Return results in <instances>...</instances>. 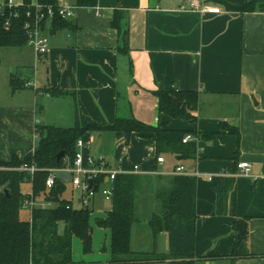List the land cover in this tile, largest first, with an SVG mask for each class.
I'll return each mask as SVG.
<instances>
[{
    "label": "crops",
    "instance_id": "0c3cea01",
    "mask_svg": "<svg viewBox=\"0 0 264 264\" xmlns=\"http://www.w3.org/2000/svg\"><path fill=\"white\" fill-rule=\"evenodd\" d=\"M7 1L0 0V5ZM65 1L75 7L72 29L51 33L46 23L47 55L37 56L33 73L18 66V74L0 87V162L10 163L13 156L32 158L39 126L72 128L79 122L82 128L97 127L100 130L81 138L85 153L106 158L116 169L138 166L144 173L136 175L137 221L131 233V262L124 264H264V0H246L258 2L256 10L246 13L227 11L222 4L239 0H98L92 8ZM207 7L218 12H202ZM116 11L122 14L121 29L113 27ZM65 33L69 38L64 39ZM26 81L33 86L23 88ZM160 89L198 93L195 121L159 115L155 92ZM130 117L150 126L160 121L167 129L193 136L189 143L195 145V157L159 151L154 135L134 133L127 140L122 132L102 130L117 118ZM223 123L238 128L239 137ZM243 162L252 166L253 177L238 175ZM179 166L200 175L195 253L185 260L171 256L168 234L152 228L163 212L159 195L172 191L174 178L189 177L173 175ZM221 176L233 178L234 184L220 204L213 186ZM66 187L65 198L74 209H82L81 190ZM97 199L88 207L91 219L98 203L111 207L94 221L113 209L112 201ZM31 217L30 211L21 210L22 220ZM242 218H248L246 255L234 258V224ZM96 228L90 254L73 239L75 264L113 261L110 232ZM59 230L62 234L63 224Z\"/></svg>",
    "mask_w": 264,
    "mask_h": 264
},
{
    "label": "trees",
    "instance_id": "16d2710c",
    "mask_svg": "<svg viewBox=\"0 0 264 264\" xmlns=\"http://www.w3.org/2000/svg\"><path fill=\"white\" fill-rule=\"evenodd\" d=\"M57 2L58 0H39L44 13L48 7H52L54 11V17L48 21L51 33L73 27V21L64 20L60 16ZM97 4L98 0H76L77 8H92ZM222 4L227 11L246 13L256 10L258 2L239 0L236 5ZM37 14L31 0H23L18 9L5 7L0 11V49L27 45L28 34L24 26L27 22L35 23ZM121 18L122 14L116 11L113 19L114 28L121 29ZM45 24L46 21H43V28ZM124 33L127 37V31ZM122 53L126 54V47L122 49ZM18 71L19 68L15 76ZM11 81L14 82V76ZM22 86L25 88V82ZM14 89H16L15 86ZM155 96L158 100L159 115L166 114L177 120L195 121L194 113L199 106L198 93L160 89L155 92ZM223 127L239 137L238 128L230 127L225 123ZM97 129V127L82 128L79 122L72 128L39 126V141L32 158L23 160L13 156L10 163L0 162V264H75L72 257L74 238L82 242L84 253L92 252L93 228L90 209L73 208L71 202L65 198L68 188L64 180H58L51 190L46 188L45 181L49 169L63 168L73 162L78 141L89 131ZM102 130L122 132L127 140L134 133L145 137L154 135L159 151L169 150L178 158L195 157V145L190 143L183 145V139L188 133L167 129L166 124L160 121L150 126L133 117L117 118L114 124ZM61 152L65 153V158L58 162L57 156ZM24 164H34L40 169L34 180H31L26 173L18 171V168ZM24 183L32 185L37 200L51 203L55 207L48 210L35 209L31 220H22L20 212L25 196L21 192V186ZM138 184L136 175L118 176L112 211L94 221L98 228L110 232L113 255V261L110 264L131 262V233L137 221ZM233 184V178L219 177L217 179L213 188L220 204L226 200ZM6 187L11 194L9 198L3 193ZM196 190L195 177L174 178L172 191L158 197L163 203V212L154 218L152 225L155 232L162 231L168 234L170 255L184 260L192 258L195 253ZM218 211L223 212L222 209ZM230 214H235L234 207ZM61 224L64 225L62 234L59 230ZM234 233L233 257L239 258L246 255L248 218L235 221Z\"/></svg>",
    "mask_w": 264,
    "mask_h": 264
},
{
    "label": "built area",
    "instance_id": "2783aa9c",
    "mask_svg": "<svg viewBox=\"0 0 264 264\" xmlns=\"http://www.w3.org/2000/svg\"><path fill=\"white\" fill-rule=\"evenodd\" d=\"M21 4L15 3L12 0L7 1L5 4L0 5V11L5 7L10 9H18ZM37 11V19L35 23L27 22L24 26L28 40L27 45L34 49L38 57L47 55L50 47V39L45 34V26L42 27V22L50 21L54 17V11L52 7H48L46 13L43 11V6L38 3L33 5ZM57 9L60 16L67 21H73L75 19V7H72L66 3L65 0H58ZM218 12L217 8H203L202 12ZM30 16V14H28ZM33 82L26 81L25 87H32ZM194 140L191 135L186 136L183 139V143H189ZM85 142L80 139L77 143V153L73 162L68 163L63 168H53L47 171V179L45 181L46 188L51 190L55 187L58 180H64V183L71 185L74 190H81L82 200L81 204L83 208H88L98 193L102 194V197L106 201H112L116 190V180L120 175H140L144 174L140 167L135 166L132 171H124L122 169L114 168L109 161L104 157H98L84 152ZM158 163H164V158H158ZM240 176L253 177L252 166L247 163H239L238 165ZM18 171L26 173L31 180H34L35 175L40 169L33 165L24 164ZM175 176H189L197 178L200 176L198 173L188 174L185 168L182 166L177 167L174 170ZM237 176V175H236ZM224 177V176H221ZM210 182L215 181V177L209 176ZM92 183V185H90ZM24 199L21 204L23 211L28 210L31 213L35 209L48 210L51 209L53 204L44 201L37 200L34 195V191L31 190L27 195H24Z\"/></svg>",
    "mask_w": 264,
    "mask_h": 264
},
{
    "label": "rangeland",
    "instance_id": "374dc122",
    "mask_svg": "<svg viewBox=\"0 0 264 264\" xmlns=\"http://www.w3.org/2000/svg\"><path fill=\"white\" fill-rule=\"evenodd\" d=\"M36 58H37L36 52L29 45H26V46L21 47V48H1L0 49V87H1V85L6 84V82L10 79L11 74L17 73V70H18L17 67L18 66H21L22 69H24V73L25 72H27L28 74H29V72L33 73V70H34L33 63L36 62ZM65 126H67V125H65ZM31 189H32V186L29 183H24L21 186V192L22 193H27L28 191L30 192ZM138 193L140 194L142 192L139 191ZM68 196L71 197L72 194L70 192H68ZM74 196H75V199L77 200L78 197H80V192H76L74 194ZM99 197H102L101 193H98L96 195V199ZM140 197H141V195H140ZM76 207H78V206H76ZM91 207H93V206L91 205ZM110 207H111L110 204L105 202V201L104 202L102 201V203H98L96 211H95V216L104 214V212L108 211ZM27 216H28L27 213H24L22 215L23 218H26ZM94 217H92L91 222H92V226L94 228V232H96V234H97L98 230H97L96 226L94 225ZM97 239H99L98 236H97Z\"/></svg>",
    "mask_w": 264,
    "mask_h": 264
},
{
    "label": "water",
    "instance_id": "95a60500",
    "mask_svg": "<svg viewBox=\"0 0 264 264\" xmlns=\"http://www.w3.org/2000/svg\"><path fill=\"white\" fill-rule=\"evenodd\" d=\"M63 37H64V39L69 38L68 33H65V34L63 35ZM64 158H65V153H64V152H61V153L57 156V161L60 162L61 159H64ZM90 185H92V183H90ZM3 193H4L8 198L11 196L8 187H6V188L3 189Z\"/></svg>",
    "mask_w": 264,
    "mask_h": 264
}]
</instances>
